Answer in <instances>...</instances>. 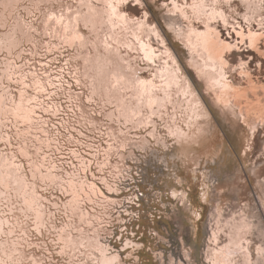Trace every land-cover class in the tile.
Returning <instances> with one entry per match:
<instances>
[{
    "label": "rangeland",
    "instance_id": "rangeland-1",
    "mask_svg": "<svg viewBox=\"0 0 264 264\" xmlns=\"http://www.w3.org/2000/svg\"><path fill=\"white\" fill-rule=\"evenodd\" d=\"M96 1L94 6L103 11L104 4L102 6L101 1ZM227 1L218 2L228 16L227 21L224 23L221 17L211 21L216 23L223 38L232 41L237 38L233 26L238 27L239 22L245 29L248 26L242 18L245 12L243 0ZM37 2L17 0L14 3L16 6L6 12L7 25H0V35L12 33L11 26L14 25L15 29L18 23L31 35V40H28L19 30L17 34L21 42L13 49L14 53L9 54L5 47L0 51V76L6 69V62L7 68L11 67L10 74L13 73L11 80L6 77L0 83V94L6 92L4 96H14L18 100L21 92L24 93V104L30 110V119L19 122V127L14 126L12 119L5 121L9 124L1 129L5 140L0 139V152L11 156L15 165H21L22 174L28 182H33L30 160L18 150L20 144L17 141L20 138L16 137V131L19 129L25 133L28 142L26 139L24 142L29 146L33 159L43 165L42 173L50 170L53 174L59 173L64 180L70 173L75 175V179L82 180L94 201H88L86 193L80 197V210L86 214L88 211L93 224L83 223L80 228H88L83 231L93 236L95 243L106 247L108 255H119L122 264H211L210 251L217 245L211 239L212 231L218 227V220H222L220 226L224 229L226 222L234 216L236 219L239 217L237 220L249 221L247 238L252 255L246 256L245 260L251 258L253 264H259V260L264 258V123L259 124L255 135H252L250 122L232 111L230 103L234 94L231 87L225 85V89L218 88L219 92L216 86H209L195 68L196 59H191L185 35L191 20L197 27L203 28L204 23L190 12L189 4L193 0H178L189 10V18L184 17L180 10L174 11L172 0H126L123 6L129 22L123 25L112 24L101 11L98 20L95 19L85 6H80V0ZM3 8L0 3V9ZM78 8L83 9L81 14L76 13ZM262 11L264 15V6ZM70 12L74 13L73 17L79 15L81 18L80 26L85 33L82 44L80 40L73 44L59 43L60 38L51 34V28L44 29L48 19L58 23L57 17L64 18ZM87 17L90 19L87 20ZM230 20L232 22L229 23ZM87 21L91 22L87 24ZM255 29L261 31L257 23ZM138 36H141L143 44L136 39ZM106 41H109L108 44ZM145 42L153 46V59L146 57L143 49ZM167 45L174 59L169 56ZM239 45L240 49L227 53L233 69L228 70L224 80L228 81L227 84L247 88L249 93V81H253L259 100L264 105V55L249 50L247 44L240 42ZM260 47L264 50V40ZM104 57H108V61L103 62ZM115 57L123 65L124 72L138 80L134 87L129 82L124 84L121 79L119 84L112 80L109 82L111 91L124 94L121 96L124 100L140 104L142 92L159 91L160 96L165 98L169 88L173 102L166 100L165 106L159 108L156 102L151 105L146 101L144 113L136 112L128 121L123 117L119 121L118 108L115 103L107 104L104 87L101 89L103 99L91 88L94 80L98 83L93 76L100 74L91 66L98 64L100 58L103 60L100 65L109 63L114 71L112 60ZM241 59L248 62L244 69L239 65ZM174 68L182 76L178 80L183 85L187 82L202 102L197 108L203 115L198 125L189 124V113L186 111L189 110L186 106L189 94L180 91L178 83L167 84L168 78L163 70L170 69L174 73ZM81 71L92 76L81 75ZM110 77L113 75L110 74ZM144 79L147 80V88L141 82ZM151 80L155 86L150 83ZM177 98L179 103L175 108ZM181 104L182 109L179 108ZM256 116L254 111L250 112V118ZM174 118L181 129L174 127L175 133H172L169 128L174 125ZM200 125L204 127V132L191 140L190 135L199 133ZM35 179L37 193L47 214L43 234L36 232L34 218H28L32 234L28 230V244L22 242L25 253L43 256L39 264H97L95 257L100 255L98 245H80L81 250L76 249V254L71 250L67 251L69 254L60 251L62 241L57 240V234L61 226L69 220L76 225L80 223L77 214L70 216L71 212L65 207L73 194L59 189V183L51 184V180L45 183L40 177ZM95 214L99 220H93ZM52 220L56 228L52 227ZM73 230L72 234H78L76 229ZM79 235L77 238L81 237ZM219 235L220 245L228 242L229 229ZM243 259L241 255L237 262L244 263ZM25 263L33 264L30 260L21 262Z\"/></svg>",
    "mask_w": 264,
    "mask_h": 264
},
{
    "label": "bare ground",
    "instance_id": "bare-ground-1",
    "mask_svg": "<svg viewBox=\"0 0 264 264\" xmlns=\"http://www.w3.org/2000/svg\"><path fill=\"white\" fill-rule=\"evenodd\" d=\"M16 1L17 0H0L1 5H3V7H4L3 10L0 9V10H2V11H0V20H1L0 25H7V22H8L7 16L8 15L6 16V12H7V10L10 9V7L16 6V5H14V3ZM37 1H38L37 3H39L42 0H37ZM97 1L98 2L101 1L102 6L104 4L103 11H101L99 8L94 6V4H95L94 0H80V6H85L87 9V12H90L92 15H94L95 19H97V20H98L97 17H99L98 14L100 15L99 12L101 11L102 13H104V16H108L109 21H111V23L114 25H116L115 24L116 22L121 23V24L124 22L126 24V21L129 22L128 15H127L126 10L123 6L124 1H126V0H97ZM219 1L220 0H193V2H191L189 4L190 12L193 14V17L195 19L196 18L201 19L204 23L203 24L204 27L203 28L197 27V26H195V24L193 22H191L192 20L191 21L189 20L191 25H189V30L187 29L188 33H187V35H185V38L187 39L189 48L191 50L190 55H191L192 61L194 59H196L195 64H194L195 68L198 70V72H200L204 76L206 83L209 86H211V87L216 86L217 89L218 88H221V89L224 88L225 89V87H224L225 85L226 86L229 85L231 87V89H232L231 92H233V94H234L233 95L234 98L232 99L231 103L229 102L230 104L233 105L232 111L236 114V116L242 117V119L250 122L249 128L252 131L250 133H252V135H255L254 134L255 130H258L259 124L264 123V105L261 102V100H259L258 90L255 89L256 83L254 84L253 81H249L251 83L250 87H248V88H250V93H249L247 88L227 84L228 81L226 83V81H225L226 79L224 80V78H226L225 76H227V75H225V74L227 72H229L228 70L232 68L231 67L232 64L230 63V61L228 59L227 53L233 52L237 49H240L241 48V45H239L240 42L242 44H245V45L247 44L246 46L248 47L249 50L253 49V50L258 51L259 54L261 53L264 55V50L262 49V47H260V43L264 40V17H263L264 15H263V11H262V8L264 6V0H243L242 1V2H244V5H245L244 6L245 12L242 13V18L247 23L248 28L245 29L244 26L240 24V22H239L238 27L233 26L234 31L237 34V38L232 40V41L228 40L227 38H223V35H222L221 31L218 29L216 23L212 22V21H214V19H216V18L218 19V17L223 18L224 23H225V21H227L228 16L225 14L224 10H222L219 7V5H218ZM221 1H223V0H221ZM225 1H227V0H225ZM35 3H33V4L35 5ZM219 3H221V2H219ZM172 4H173L174 11L180 10L181 13L184 15V17L188 16L187 18H189V10L185 9V7H184L185 5L180 4L178 2V0H172ZM85 7H83V9ZM82 10H80V8H78L76 10V13L81 14ZM52 11H54V10H52ZM73 12H75V11H73ZM64 15H65V13H64ZM72 15H74V13L70 12V13H67L64 18H62L61 16L57 17L58 23H56L55 21L53 22L51 19H48V22L45 25L44 29L47 30V29L51 28V29H49L50 32L51 31L53 32L51 34L60 38V39L58 38L60 40L59 43H62V41H64V42H70L71 44H73L74 42L76 43L78 40H80L81 44H82L84 42L83 39H84L85 33L82 32V29L80 26V19L81 18L79 15H77L75 17H73ZM92 15H91V18H92ZM191 17L192 16H190V18ZM83 18L84 17H82V19ZM84 19H83V21H85ZM88 19H90V18L87 17V20ZM97 20H95V22H97ZM102 20H104V19L102 18ZM90 22L87 21L86 23L89 24ZM105 22H107V20H105ZM228 22L230 23L232 21L230 20ZM101 23H103V21H101ZM139 23H141V22L139 21ZM139 23H137V24H139ZM233 23L236 24L235 22H233ZM256 23L258 26H260L261 31H258L257 29H255ZM87 24H85L86 27H87ZM94 24H96V23H94ZM91 25L94 26L93 24H91ZM13 26H11L13 32L9 31L12 33L6 32V34L0 35V51L5 47L7 52L11 55H12V53H14L13 49L16 46H20L18 44H20L19 42H21V40L18 39L19 35L17 34V32L19 30L24 34L23 37H27L28 40H31L30 31H25L23 26L20 25L19 23L16 24L15 29L13 28ZM129 26H131V23ZM134 29L136 30V28H134ZM9 30H11V29H9ZM127 30H128V28H127ZM142 31L143 30H141V33H142ZM156 31H158V29ZM135 32H137V31H135ZM119 33H121V32H119ZM152 33H155V32H152ZM25 34H26V36H25ZM99 34H101V33H99ZM128 35H129V33H128ZM134 36H135V34H134ZM141 36H143V34ZM141 36H138L139 38H136V37L135 38L139 41V40H141ZM129 38H130V35H129ZM124 39H125V37H124ZM99 40H100V37H99ZM130 40H131V38H130ZM87 42H88V40H87ZM108 42H107V44H108ZM141 44H143L142 40H141ZM35 45H37V44H35ZM92 46H93V44H92ZM143 46H144L143 49L146 53V57L153 59V57H152V53H153L152 44L150 42L149 43L145 42ZM83 51H84V49H83ZM100 52H101V50H100ZM109 52H110V50H109ZM167 52L169 53V56L174 59L173 52L171 51L170 47H168V45H167ZM100 54H102V53H100ZM91 55H93V54H91ZM94 56H95V53H94ZM85 57L87 58V56H85ZM85 57H84V59H85ZM72 58H74V57H72ZM108 59L109 58L106 57L105 60L103 61L102 59L99 58L98 64H94L92 66L90 64H87L88 66L90 65L94 71H96L97 73H100L96 77H95V75L93 76L94 79L98 80V83L94 80V82H92V84H91V88H92L93 93H95L97 95L101 94L102 99H103L104 94L101 93V89H102V87H104L107 104L108 103L109 104L115 103V105L118 108L117 110L119 113L117 115V118L119 121L121 120V117H123L126 121H128L129 118H131V116L133 114H136V112L144 113V110H145L144 104L146 101L151 105L156 102L159 105V108L165 106L166 100H169V102H173L171 92H169V88H167V92H165V98H164V96H160V94L158 93L159 91L158 92L156 91V92H150L149 94H147L146 92L145 93L142 92L140 94V95H142L140 104H135V101L129 102V99L124 100L123 98H121V96L124 94L121 93L122 95H120V94H117L119 92L114 93V91H111V89H110L111 84H109V82L114 80L117 82V84H119V81L121 79L124 81V84L126 82H129L131 84V86L134 87L136 85L134 83L138 80V78L137 79L131 78L129 75H127L123 70V67H122L123 65L122 64H121L122 66L120 65L121 62L116 57L112 60V64L115 65V67H113L115 69L114 71H112L113 69L109 66L110 65L109 63H108L109 65L107 63H103V65H100L101 61L105 62V61H108ZM89 60H91V59L89 58ZM126 63H127V61H126ZM6 64L8 66L7 62H6ZM167 64H169V62ZM11 65H12V63H11ZM95 65L97 68L95 67ZM118 65H120V66H118ZM239 65L241 66V68L244 69L245 67L248 66V62L245 61L244 59H241V61L239 62ZM7 66H6V69H4V73L0 76V83L3 82L4 78H6V77L8 80H11L13 73L10 74L9 70L11 69V67L7 68ZM128 66L130 68V64ZM75 69H78V68L75 67ZM177 69H180V67L179 68L177 67ZM174 70H175L174 73H173V70H170V69H167L166 71L163 70L165 77L168 78L167 84L172 85L173 82L178 83L179 90L182 91L185 95L189 94V102H188V105H186V106H189V110H186L189 113V119H190L189 124L194 123L195 125L196 124L198 125V123H201L200 118H202L203 115L200 114V111H197V108L199 107L200 104H202V102L200 101L199 98L196 97V95L193 94V88L190 87L189 85H187V82H185L183 85L178 80V78H180L181 75L178 73L176 68H174ZM128 71H130V70H128ZM87 73H86V71H84V72L81 71V75H86ZM110 74H112L113 77H110ZM26 76H29V75H26ZM86 76L89 77L92 75L87 74ZM159 76H161L160 73H159ZM22 80H23V78H22ZM99 81H101V82L103 81V82L101 83ZM38 82L39 81H35V83H38ZM141 82H143L145 85V88H147V86H148L147 80L144 79ZM87 83H88V81L86 82V84ZM150 83L155 86V82L153 80H151ZM120 84H123V83H120ZM1 86H2V84H1ZM128 87H130V85ZM149 89H150V87H149ZM135 90H137V88H135ZM218 91L220 92L219 89H218ZM132 93L134 94V92H132ZM4 94H6V92L0 94V139H2V140H5V139H3L4 137H3L2 133H4V132H2L1 129L3 128L4 125L9 124V123H6L5 121H7L8 119H12L14 126L19 127V125H17L19 122H26L28 119H30L29 107L24 104V100H25V94L24 93L21 92L18 100L14 96L9 97V95L7 98V96H4ZM133 94H131V95H133ZM230 94H232V93H230ZM228 96L229 95H227V97ZM112 97H114V98H112ZM256 99H258V101ZM119 100H120V102H119ZM230 100H231V98H230ZM178 103H179V99L177 98V103H174L175 108H178V106H177ZM183 103H184V101H183ZM229 103H226V104H229ZM182 106H183V104H181L179 108H181ZM252 111H254L255 115H257V116L250 118V112H252ZM183 112H185V111H183ZM113 115H114V112L111 113V116H113ZM9 121L11 122V120H9ZM13 124H11V125L13 126ZM91 124H95V123H91ZM167 126H169V124ZM4 127H6V126H4ZM174 127L180 128V126L177 125V123H176V118H174V125H172L171 128H169L170 132L175 133V132H173L175 129ZM197 131H198V129H197ZM203 132H204V127L200 125L199 133H197V134L193 133L190 135L191 140H194L196 137L201 135ZM189 133H190V130H189ZM16 135H17L16 137L21 139V141H19L20 139L17 141L20 144V145H18L19 146L18 150H19L20 154L25 156V157H28V160H30V166H31L30 172H31V175L34 177V180H33V182H28L27 178L22 174V172L20 170L22 168L21 165H15V162H13L14 159L11 160V156L3 154L0 152V264H21V262H23V263L29 262V260H30V263L39 264L44 259L43 256H40V257L37 256L36 257L35 256L36 253H30V255L26 254L25 250H23V246H21V245L25 246V244H28L27 236H29L30 233L29 234H27V233H28V230H29V232H31V230L29 229V219H28L30 216H32L34 218V225H35L34 228H35L37 233L43 234L42 227L45 226V214H47V212H45V207L42 206V203H41V197L37 193V188H36L37 184L35 183V180H36L35 178H38V177H40L41 181H43L45 183L49 182V180H51V182H50L51 184L59 183V186H58L59 189H61L62 191H65V192L67 191V192H70L73 194V196L69 200V202H67L65 204V207L71 212L70 216H72L73 214H77V218L79 217L80 223H77V225H76L72 220H69L68 222H65L66 224H63L61 226L60 230L58 231V234L56 232L57 240L62 241V246H61L60 251L67 252L68 250H71V252L75 253L76 249L81 250L80 245H90V246L98 245L97 249L100 252V255L98 258H97V256L95 257V260H98L97 264H122L119 255H117V254L108 255L106 253V251H107L106 247H104L103 245L97 244V242L95 243L92 240L93 236H89L90 234L88 232L83 231L85 229L88 230V228H83L84 226H82L80 228V225H82L83 223L91 224L89 226L93 225L90 214H89V216L87 215L88 211L86 214L85 212H82L80 210L82 204H79V202L81 201L80 197L83 195V193L87 194L88 201L93 200V195L86 190V187H85L86 185H84L83 182H81L82 180L79 181V179L78 180H77V178L75 179V175L70 174V173L67 175L68 177L65 180L62 179V177L60 175H58L59 173L53 174V173H51L50 170L46 173L45 172L42 173V166L43 165L41 164L42 166H40V163H38V161L36 159H33L34 156H32V153L30 152L29 146L27 144H25V142L27 140L25 138V133H23L22 131L17 129ZM13 136H15V135L13 134ZM113 137L115 138V134H113ZM5 138H7V137L5 136ZM7 140L10 143V141H11L10 137ZM22 141L24 144L22 143ZM27 142H28V140H27ZM37 148H39V147H37ZM37 148H36V150H37ZM12 156L14 157L15 154L13 155V153H12ZM83 163H85V162H83ZM48 167H46V168H48ZM76 169H78V168H76ZM73 171H75V170H73ZM69 172H71V171H69ZM76 173H78V172L76 171ZM63 178H65V177L63 176ZM83 180L87 181V180H85V178ZM105 181H107V180H105ZM92 189L94 191V195H96L97 191L93 187H92ZM99 191H100V193H103L101 190H99ZM96 201H98V200H96ZM99 204L100 203H98V205ZM220 216H221V214H220ZM51 217L52 216H50V218ZM93 217H95L94 214H93ZM97 217L98 216L96 215V218H93V220L94 219L99 220V219H97ZM237 219H236V216L232 217L228 221L225 219V222L226 221L227 222H226V225H224L225 226L224 229H223V227L220 226L221 225L220 223L222 220L220 219L217 221L218 227L213 229L212 236H211V239L214 240L215 242H217L216 243L217 245L213 248L212 251H210L211 264H240V262H237V259L239 260V256H241V255H242V257L244 256L243 260H245L246 256L252 255L251 250H249V242H248V238H247V233L249 232V228H250V225L248 224L249 221L245 222L246 219L245 220H243V219L237 220ZM52 222H54V221L52 220L51 223ZM78 226H79V228H76ZM52 227L56 228V225L53 224ZM73 229H76L78 231V234H72V232L75 231ZM226 229H229L228 242L220 245V243L218 242L221 239V236L219 235V233L222 231H226ZM24 234H25V236H24ZM31 234H32V232H31ZM79 234H81V237L77 238V236ZM22 242H25V244H23ZM35 245L33 244V246H35ZM19 246H21V248ZM27 246H29V245H27ZM27 252H29V251H27ZM67 254H69V252H67ZM75 254H73V256H75ZM90 255L91 254H87V256H90ZM28 258H29V260H28ZM241 262H242V260H241ZM241 264H253V259L249 258L248 261L245 260V262L241 263Z\"/></svg>",
    "mask_w": 264,
    "mask_h": 264
},
{
    "label": "snow or ice",
    "instance_id": "snow-or-ice-1",
    "mask_svg": "<svg viewBox=\"0 0 264 264\" xmlns=\"http://www.w3.org/2000/svg\"><path fill=\"white\" fill-rule=\"evenodd\" d=\"M259 264H264V258H261V259L259 260Z\"/></svg>",
    "mask_w": 264,
    "mask_h": 264
}]
</instances>
